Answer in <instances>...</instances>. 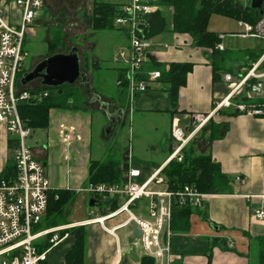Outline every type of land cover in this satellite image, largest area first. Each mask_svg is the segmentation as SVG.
Here are the masks:
<instances>
[{"label": "crops", "instance_id": "crops-1", "mask_svg": "<svg viewBox=\"0 0 264 264\" xmlns=\"http://www.w3.org/2000/svg\"><path fill=\"white\" fill-rule=\"evenodd\" d=\"M83 1L88 5L87 8H82L77 14L69 13L70 15L60 17L56 22H53L55 16L52 17L45 13L44 4L25 37L23 43L25 59L28 57V51L25 49L26 39L35 30H42L39 29L41 27L47 29L51 25L63 27L68 23L74 27L81 21L86 31L84 42L87 50L84 53L88 55L91 64L88 71L82 72V60L78 49L75 48L78 52L81 73L88 78V82L77 81L83 87L92 86L94 76L100 72L101 62L105 61L102 48L106 46L110 48L106 63L111 64L114 82H116L119 68L114 59L117 51L126 44L125 36L114 25L113 30L95 31L92 28L91 4L96 0ZM127 1L117 5H125ZM161 1L155 0L154 5L160 10L165 20L164 31L168 32L160 42H152V56L144 67L162 73L167 71L170 63L193 64L192 71L187 75L185 86L178 91L175 106H172L168 85L159 80L150 83L147 92L136 98L131 113L126 107L125 94L124 97L120 95L122 88L119 92H106L105 94L93 91L89 96L88 104L98 106L99 119L102 115L105 126H102L101 120L97 118L94 126V116L98 114L93 113V110L87 107L51 109L48 127L45 129L47 131L45 146L29 149L34 158L44 167L53 192L66 191L72 196L63 208L62 218L73 217L71 213L76 204L77 207L82 208V212L84 211L83 216L78 218L85 219L74 222L65 221L63 226L83 223L95 216L108 214V211L104 210L107 205L100 206L94 202V206L90 207V200L96 201V198L81 193L78 189L88 183L90 162L103 161L111 156V146L103 137L107 138L113 134L116 125H120L125 117L129 120V114H133V118L130 116V151H133L131 155L134 167L140 170L141 174L137 180L143 181L154 172L161 171L170 161L175 148V142L171 137V127L177 125L184 132H188L192 127L193 114L207 115L213 110L215 102L228 94L229 87L223 81V74L235 76L240 71L238 68L231 73L219 67V71L214 74L212 63H215L216 58H211L210 54L205 55L209 52L194 47L188 35L171 32L172 16ZM165 10H167L168 21L164 14ZM46 12H49L48 9ZM42 61L31 62L30 60V68L28 66L25 69L23 66L19 78L20 85L23 75L31 72ZM157 66L163 67V70L157 69ZM38 86H43L41 79H35L25 85L29 89ZM92 94L98 96L102 102H104L103 99L107 101L104 103L108 105L110 113L120 110L124 113L117 119L109 135L105 134V129L109 126L106 114L100 110L98 103L91 102ZM247 95V93L244 94L243 101L256 104L257 101L264 100V88L259 96L248 97ZM122 101L125 103L124 107L119 106ZM233 112L235 111L230 108L222 109L210 120L215 125L226 127L224 137L213 141L209 152L213 161L219 164L221 172L229 178L230 192L222 195H207L204 206L200 209L207 217V221L199 214L192 213L186 232H170L166 242L171 252L177 257L174 264H258L259 244L257 240H264V220L253 218V212L264 208V117L234 115ZM94 130H97L96 134ZM198 136L199 134L196 138ZM14 138L7 131L6 125L0 123V176L9 159V141ZM94 138H96L95 142ZM139 143H142V152L138 150ZM119 162L121 166L126 164L124 156L119 159ZM126 171H122V181ZM236 178H240L241 182ZM151 189L162 192L166 186L153 185ZM148 203V199L140 200L131 207V212L136 216L146 215ZM93 208L96 209L93 210ZM126 218L127 216L122 214L107 220L104 226L107 229L98 224L84 226L86 229L84 264H140V258L143 256L142 249L133 235L132 227L124 226L115 230L114 234L108 231ZM68 239H70L69 244L62 245ZM72 244L73 239L70 236L53 248L47 254V264H64V257Z\"/></svg>", "mask_w": 264, "mask_h": 264}, {"label": "built area", "instance_id": "built-area-1", "mask_svg": "<svg viewBox=\"0 0 264 264\" xmlns=\"http://www.w3.org/2000/svg\"><path fill=\"white\" fill-rule=\"evenodd\" d=\"M155 0H128L122 7L123 13L114 19V27L122 32L127 46L118 50L114 62L118 65L123 80L116 79V85L125 83V95L129 113L139 95L147 92L150 83L161 78L158 70L145 69L152 56L153 43L147 38L148 16L155 12ZM253 0H232L240 10L254 20L250 23L243 18L237 19L241 30L236 35L241 38L264 39V0H257L260 6L252 7ZM45 0H0V123L16 138L13 149L14 172L11 178L0 180V264H40L47 254L69 236L67 230L89 224H98L107 229L105 222L119 215L127 218L115 227L108 229L113 233L134 221L141 236L137 243L142 255L152 258L154 264H174L177 257L171 252L163 237L170 236V223L174 199L188 203L193 210L204 206L207 195L199 193L193 187H185L181 192L153 191V185H165L160 170L143 181H138L140 170L134 167L132 155L123 181L118 185L86 184L79 192L90 196H101L104 201H112L104 208L105 216H95L83 223L60 226L49 229L40 227L47 212L49 195L53 188L45 175V169L25 145L31 130L21 120L17 104L19 102L40 103L48 96L47 91H28L17 87L18 76L23 70L26 54L23 43L29 27L43 9ZM219 40L223 36L218 37ZM216 49L224 51L218 43ZM223 81L229 87L224 98L215 102L213 110L207 115H192V127L184 132L177 125L171 127V137L175 148L170 160L182 158L184 148L193 141L210 120L222 109H232L238 114L250 117H262L261 109L255 103H246L242 97L259 96L264 88V52L259 59L246 70H240L235 76L223 74ZM238 100H241L240 102ZM128 118V117H127ZM130 150V146H129ZM241 182L240 178H236ZM142 199H148V210L144 216H136L131 207ZM115 205V206H114ZM253 218L264 220V208L256 209ZM48 239L50 247L38 253L37 245Z\"/></svg>", "mask_w": 264, "mask_h": 264}, {"label": "trees", "instance_id": "trees-1", "mask_svg": "<svg viewBox=\"0 0 264 264\" xmlns=\"http://www.w3.org/2000/svg\"><path fill=\"white\" fill-rule=\"evenodd\" d=\"M161 4L166 8L171 7V32L173 34L188 35L192 41V45L196 48L209 52L211 58H216L219 62H224L222 52L216 49V45L220 42L218 34L208 30L210 17L214 14L230 19H240L254 23V20L240 10L232 0H162ZM124 5L112 4L109 2L94 1L92 4V28L95 31L113 30V21L116 17L123 13ZM59 39L49 42V50L54 51L58 47ZM54 53V52H53ZM262 54L256 52H246L245 56L251 61L250 68ZM216 63V61H215ZM212 63L213 73L219 71ZM88 56H84L81 68L87 70L89 68ZM160 66H157L159 69ZM191 63H170L167 71L161 73L159 81L168 85L169 93L172 97V106L177 101L178 91L185 86L187 75L192 71ZM161 70V69H160ZM22 73V72H21ZM21 74H19L18 79ZM117 79L123 80V75L119 73ZM17 87L28 91H47L48 96L40 103L19 102L17 104L18 114L31 132L35 130H45L49 123V112L51 109H73L77 107L74 104L76 98L74 88L68 85L61 86L57 89L38 86L29 89L21 86L19 81ZM121 94L124 97L125 83L122 82ZM126 96V95H125ZM125 100V98H124ZM123 100V101H124ZM122 101V102H123ZM256 104L264 111V100L257 101ZM123 105V103H122ZM232 114H238L233 112ZM264 117V115L262 116ZM226 133V127L223 125H215L209 122L207 127L203 128L199 133V137L191 141L183 150L180 161L172 159L160 171L164 184L170 192H181L185 187H193L201 194L205 195H222L230 192V180L221 172L218 163L214 162L209 152L211 143L221 139ZM16 138L10 140L9 143V159L7 165L1 173L0 180L11 178L14 172L13 149ZM128 164L121 166L119 160L109 157L103 161H91L88 169V184L92 185H118L122 182V171H126ZM95 197L96 204L111 205L112 201H104L101 196ZM72 199L70 193L66 191L56 190L49 195V202L45 218L40 224L41 228H54L65 225L62 218V212L67 202ZM115 206V205H114ZM101 213H104L101 211ZM192 213L199 214L207 221V217L200 210H193L188 203L182 204L179 198L174 199L172 208V217L170 223L171 233H184L189 227V218ZM48 221V227H45L44 221ZM72 237L73 244L64 257V264H84L85 258V242L86 229L84 226L74 227L67 230ZM258 264H264V240L258 239ZM50 247L48 239L37 245L38 253ZM40 264H47L46 259ZM140 264H154L152 258L142 256Z\"/></svg>", "mask_w": 264, "mask_h": 264}, {"label": "rangeland", "instance_id": "rangeland-1", "mask_svg": "<svg viewBox=\"0 0 264 264\" xmlns=\"http://www.w3.org/2000/svg\"><path fill=\"white\" fill-rule=\"evenodd\" d=\"M46 1L47 2L44 3L45 4L44 10L45 13L50 14L49 16L52 17L55 16L53 22H56L58 18L64 17L65 15H70L71 13L77 14L78 11H80L82 8L88 7V5L85 4L86 2L83 0H46ZM100 1H105L114 4H120L125 2V0H100ZM164 8H166V6H164ZM47 9L49 12H46ZM168 9H169L168 12L171 14L172 11L171 7H169ZM164 14L166 17L167 10L164 11ZM166 18L168 21L169 20L168 17ZM55 28H59V29L57 30ZM39 29L42 30H35L34 33H31V35L26 39L27 42L25 45V49L28 51L27 54L28 57L25 59V62L23 63L25 69H27V67L29 66L30 60L31 62L41 61L54 54H58V53L66 54L73 48L78 49L79 57L82 60L81 63H83L84 56H88L86 53H84L87 50V46L84 42L86 37V31L81 21H79L78 24H76L74 27H71V24L68 23L63 27H56L51 25L50 28L48 27L46 29V27L45 28L41 27ZM208 30L210 32H214L218 34V36H223V38L220 40L219 43L225 49V51L222 52V57L225 60L224 62L221 63H219L218 60H216V65L221 69H223V71H228L233 73L236 69L238 70V68L239 70H244V69L248 70V68H246L245 66H249L251 64V61L245 56V53L252 51L262 54L264 52V39L250 38V37L241 38L236 35L237 33H240L241 30L238 28V21L235 19H230V18L222 17L221 15L214 14L210 17ZM167 32H168L167 30L164 31L159 36V38L155 37L151 39L152 42L154 43L158 41L160 42L161 38L166 37ZM54 37L58 38L59 42H58V47L54 49L53 51L54 53H53L52 50H49L48 44L49 42L52 41ZM125 46H127V42ZM102 51H103V58L105 59V61L101 62L100 72L97 73V76H94V81L92 83V86L83 87L80 85L79 81H77V83L73 87L68 86L70 88H74L76 97H78L76 98L77 100L74 101L75 102L74 104H77L79 108L87 107V109L93 110V113H97V114L99 113L97 109L98 106L88 104L90 100L89 98L90 94L93 93V91L100 92V94H105L106 92H116V91L119 92L121 90V87H117L116 82H114V74L112 71L111 64L106 63V61H108L107 59H108V54L110 53V48H106V46H104V48H102ZM208 54L209 53H206L205 55ZM30 67L31 66H29V68ZM159 69L163 70V67H160ZM88 70L89 68L86 71ZM83 71L84 70H82V72ZM98 78H100V81H98ZM247 96L250 97L249 95ZM103 101L107 102L104 99ZM125 103L127 107L126 96H125ZM125 103L121 102L119 106L122 105L121 107H124ZM130 116H132L133 118V114H129V120L128 118L126 119L125 117L124 120L121 121L120 125H116L113 134L107 136V138L103 137L106 143H108L109 146H111L110 157L118 161L120 158L122 159V156H124V159L127 164L130 161L129 154L133 153V151L129 150L130 131H131ZM94 118H95L93 121L94 126H95L96 118L98 120H101L102 126L103 125L105 126V122L102 115H100V119H99V114L95 115ZM94 132L96 134L97 130H94ZM99 132L101 133V130ZM46 134L47 131L45 130L32 131L30 136L25 140L26 147L28 149H35L45 146L44 143L47 142ZM95 141L96 138H94V142ZM138 150L139 151L141 150L142 152V143H139ZM95 209L96 208H93V210ZM66 210L67 208L65 209V212ZM83 212H82V208L77 207L76 204L75 209L71 213L73 217L70 216V218H63V219L64 221H70V222L85 219V218H78L83 216ZM63 215H66V213H63ZM48 221L49 220L44 221L45 227L49 226ZM69 242L70 239H68V241L64 242L62 245L67 246Z\"/></svg>", "mask_w": 264, "mask_h": 264}, {"label": "water", "instance_id": "water-1", "mask_svg": "<svg viewBox=\"0 0 264 264\" xmlns=\"http://www.w3.org/2000/svg\"><path fill=\"white\" fill-rule=\"evenodd\" d=\"M259 6V1H252L253 8H257ZM146 24L148 39H153L160 36L166 27L165 20L163 19L160 10H156L150 14ZM35 79H41L43 86L54 89L64 85L71 86L75 84L77 80L88 82L86 75L81 73L78 52L75 48L71 49L66 54L58 53L46 58L40 62L31 72L23 75L20 82L22 86H25ZM91 102L98 103L100 110L106 114L109 126L105 129V134L109 135L112 127L117 122V119L124 115L123 111L120 110L115 113H110L108 110V105L102 102L101 99L95 94H92ZM89 206H94L93 200H90ZM130 226L132 227L135 239L138 240L141 236V233L137 229L135 222L131 221ZM166 238V236L163 237L164 243H166Z\"/></svg>", "mask_w": 264, "mask_h": 264}]
</instances>
